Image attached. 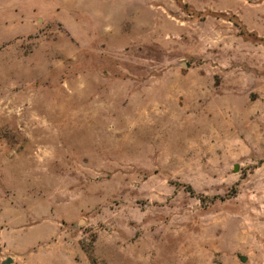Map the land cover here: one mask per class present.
Here are the masks:
<instances>
[{
	"label": "rangeland",
	"instance_id": "rangeland-1",
	"mask_svg": "<svg viewBox=\"0 0 264 264\" xmlns=\"http://www.w3.org/2000/svg\"><path fill=\"white\" fill-rule=\"evenodd\" d=\"M9 257L264 264V0H0Z\"/></svg>",
	"mask_w": 264,
	"mask_h": 264
},
{
	"label": "water",
	"instance_id": "water-1",
	"mask_svg": "<svg viewBox=\"0 0 264 264\" xmlns=\"http://www.w3.org/2000/svg\"><path fill=\"white\" fill-rule=\"evenodd\" d=\"M238 168V167H236ZM241 260L242 261H246L247 260V257L246 256H241ZM13 262V259L11 257H9L8 259H6L3 264H11Z\"/></svg>",
	"mask_w": 264,
	"mask_h": 264
}]
</instances>
